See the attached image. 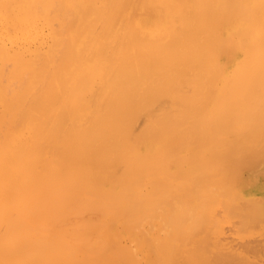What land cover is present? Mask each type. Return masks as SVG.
Returning <instances> with one entry per match:
<instances>
[{
	"label": "bare ground",
	"instance_id": "obj_1",
	"mask_svg": "<svg viewBox=\"0 0 264 264\" xmlns=\"http://www.w3.org/2000/svg\"><path fill=\"white\" fill-rule=\"evenodd\" d=\"M225 219L264 226V0H0V264H264Z\"/></svg>",
	"mask_w": 264,
	"mask_h": 264
},
{
	"label": "rangeland",
	"instance_id": "obj_2",
	"mask_svg": "<svg viewBox=\"0 0 264 264\" xmlns=\"http://www.w3.org/2000/svg\"><path fill=\"white\" fill-rule=\"evenodd\" d=\"M254 182H255V181H254ZM234 218H235V217H234ZM234 218H233V219H234ZM233 219H225V221H226V220H228V221L231 220V221H229V223H228V222H222V223H221V226H222V224H223V227L226 228V229L223 228V230L225 231V232H224V235H225V236H228V237L230 236L229 238H231V237H233V235L235 236L236 234L239 233L238 231H236L235 233L232 231L234 234L231 233V229L234 230L233 227H230V226H231V223H232V225H233V222H232ZM234 220H235V219H234ZM223 221H224V220H223ZM235 221H236V220H235ZM236 222H237V221H236ZM225 223H226V224L228 223V225H226ZM234 223H235V222H234ZM255 224H257V223H255ZM251 225H252V224H251ZM251 225H248V226L251 227ZM260 225H261V224H259V225L257 224V226H256V225L254 226V224H253V226H254L255 228L257 227V230L259 229L258 226H260ZM250 227H249V228H250ZM254 227H253V228L251 227V228H252L251 230L247 227V228H246V230L248 231L247 233H246V231H243V234H242V233H239V237H238V235H236V236L238 237V239L244 238V236H245V238H247L248 236H249V238H250L252 235H255V236H252V237H259V235H260L259 232H260V230H262V229L264 230V228H263L264 226L261 225V226H260L261 229H259L258 231L255 230V232H253V231H254L253 229H255ZM220 228H221V227H220ZM229 228H231V229H229ZM248 229H249V230H248ZM238 230H239V229H238ZM237 232H238V233H237ZM240 232H242V230H241ZM228 233H230V234H228ZM231 235H232V236H231ZM242 235H244V236H242ZM237 237H236V240H235L234 242L237 241ZM252 237H251V238H252Z\"/></svg>",
	"mask_w": 264,
	"mask_h": 264
}]
</instances>
